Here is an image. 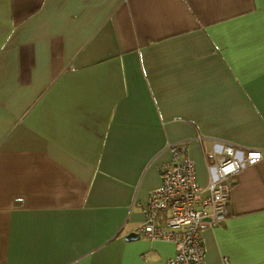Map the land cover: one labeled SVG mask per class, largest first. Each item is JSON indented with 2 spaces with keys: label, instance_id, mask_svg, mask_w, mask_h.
I'll list each match as a JSON object with an SVG mask.
<instances>
[{
  "label": "crops",
  "instance_id": "obj_1",
  "mask_svg": "<svg viewBox=\"0 0 264 264\" xmlns=\"http://www.w3.org/2000/svg\"><path fill=\"white\" fill-rule=\"evenodd\" d=\"M264 153V0H0V264H166L144 220L170 144ZM204 264L264 263V155Z\"/></svg>",
  "mask_w": 264,
  "mask_h": 264
},
{
  "label": "built area",
  "instance_id": "obj_2",
  "mask_svg": "<svg viewBox=\"0 0 264 264\" xmlns=\"http://www.w3.org/2000/svg\"><path fill=\"white\" fill-rule=\"evenodd\" d=\"M207 156L205 186L197 183L195 163L184 142L170 144L169 162L161 167V184L151 190L143 205L144 220L135 232L151 240L173 242L166 264H204L201 229L215 226L227 215L229 193L237 174L261 159L260 149L216 142ZM222 264H230L224 258ZM264 264V263H261Z\"/></svg>",
  "mask_w": 264,
  "mask_h": 264
},
{
  "label": "water",
  "instance_id": "obj_3",
  "mask_svg": "<svg viewBox=\"0 0 264 264\" xmlns=\"http://www.w3.org/2000/svg\"><path fill=\"white\" fill-rule=\"evenodd\" d=\"M137 234H138L137 232H131V233H129V234H126L125 238H126V239H135V238L138 237Z\"/></svg>",
  "mask_w": 264,
  "mask_h": 264
}]
</instances>
